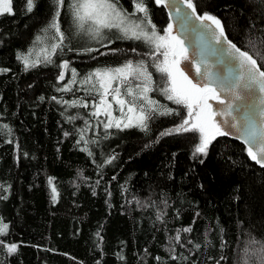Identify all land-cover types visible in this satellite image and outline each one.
Returning a JSON list of instances; mask_svg holds the SVG:
<instances>
[{
	"label": "trees",
	"instance_id": "obj_1",
	"mask_svg": "<svg viewBox=\"0 0 264 264\" xmlns=\"http://www.w3.org/2000/svg\"><path fill=\"white\" fill-rule=\"evenodd\" d=\"M69 2L60 26L69 23L72 39L78 29ZM145 2L157 32L164 34L165 8L155 0ZM34 3L28 13L24 0H13L15 14L0 15V69H7L0 72V221L8 225L7 235L0 236V264H261L264 168L250 160L246 147L218 136L206 156L194 155L197 134L161 135L181 122L185 110L160 91L149 95L158 106L180 108V116L156 115L148 131L105 130L106 117L91 115L93 95L82 79L98 67L148 60L137 55L148 49L125 39L68 40L49 63L53 33L43 29L55 7L52 0ZM195 3L198 13L221 19L229 39L242 49L252 51L249 40L264 48L262 0ZM120 5L134 11L133 0ZM45 47L48 52L41 51ZM29 51L40 63L25 70L17 55ZM64 61L69 70L58 81ZM148 62L153 86H166V78ZM72 68L78 73L74 85ZM65 85L72 91H60ZM72 100L88 101L89 107L63 103ZM69 116L76 119L70 122ZM11 243L18 245L16 253L7 252Z\"/></svg>",
	"mask_w": 264,
	"mask_h": 264
},
{
	"label": "snow or ice",
	"instance_id": "obj_2",
	"mask_svg": "<svg viewBox=\"0 0 264 264\" xmlns=\"http://www.w3.org/2000/svg\"><path fill=\"white\" fill-rule=\"evenodd\" d=\"M52 3L55 11L50 23L43 29L44 32L51 30L53 33L54 42L51 44V52L45 57L49 63L51 56L55 55L57 50H64L65 41L69 39L60 26V14L61 10L65 8L66 0H52ZM155 3L167 6L168 0H155ZM180 3L190 10V12H182L181 8H176L181 26L184 27L191 23L194 30L208 34L210 53L224 57L232 66L230 80L225 81L219 77H214L211 65L206 64L205 71L202 73L201 62L193 61V58L189 56L185 41L181 36L173 34V24H168L164 34L157 32L156 25L152 23L149 16V9L145 0H133V12H128L127 9L123 8L120 5V0H70L68 8L79 32L91 35L98 42L108 39L111 43L113 42L112 37L140 41L148 49L143 54L137 53L135 47L130 49L137 55L148 57V60L141 58L134 63L129 59L116 67H98L84 76L81 83L90 85L89 95H93L91 107L94 111L91 115L97 118L101 115L106 117V120L102 122L105 130L115 127L117 129L139 128L142 131H148L149 122L156 115L180 116V108H182L185 110V114L181 122L167 132L161 133V135L197 134L198 143L195 145L193 154L203 156L208 154L210 144L218 136L231 134L225 130L217 117H231V121L225 120L224 123L229 124V127L234 129L239 138L248 146L246 151L250 160L264 168V119L257 126L251 118L242 122L241 119L233 115V107L236 101L250 100L257 94H259V104L264 105V65L258 62L264 61V48H258L255 41L249 40L248 48L252 51L242 49L229 39L222 20L217 16L209 13H198L195 0H180ZM24 5L28 13H31L35 7L34 0H24ZM4 14H15L13 0H0V15ZM193 20L199 21V25L192 23ZM41 39L40 36L36 37L37 41ZM261 44L264 45V40H261ZM41 51L48 52V48L45 47ZM93 51H98V49H84L86 53ZM101 54L103 55V53ZM31 55V51L27 54L20 53L17 55V59L22 61L25 70L40 63L39 60H31ZM149 60L152 62L151 67L163 78H166V86L159 89L153 86L155 81L152 72L149 71ZM182 61L195 63L196 73L202 76V82L196 83L189 77L180 66ZM61 67L67 71L69 70V63L64 61ZM4 71L7 69H0V72ZM66 71L61 72L58 80H65ZM70 71V83L74 85L77 82L78 73L75 68ZM60 91H72V88L65 85ZM154 91H160L168 101H172L180 108L158 106V101L149 95ZM222 91L227 92L232 99L223 98ZM52 99L56 100L57 98L54 96ZM210 101L224 105L225 108L216 110ZM63 103L69 104L70 107H89V102L82 100L64 101ZM113 104H115V108ZM117 110L119 115H114ZM259 115L264 118V107L260 108ZM68 119L71 122L76 117L69 116ZM3 128L8 129V126L4 125ZM81 139L83 140V135H81ZM84 150L92 155L89 149L85 148ZM200 162L203 163V160ZM49 183H52V178H49ZM52 192L53 199H56L58 193L54 184L52 185ZM7 231L8 225L0 221V236L7 235ZM183 231L187 233L191 232L192 229L184 228ZM173 239L179 242L181 240L179 233ZM253 243L257 242L253 241ZM2 246H4V241L0 239V247ZM195 247L199 249L200 245L197 244ZM17 251V244L11 243L7 246L9 254ZM245 251L247 252V249ZM258 251L264 253V247ZM156 259L159 260L160 258L157 257ZM172 259H177V257L173 256ZM221 259H225V257H221ZM260 261L261 264H264V255L260 256Z\"/></svg>",
	"mask_w": 264,
	"mask_h": 264
},
{
	"label": "water",
	"instance_id": "obj_3",
	"mask_svg": "<svg viewBox=\"0 0 264 264\" xmlns=\"http://www.w3.org/2000/svg\"><path fill=\"white\" fill-rule=\"evenodd\" d=\"M162 6L165 8L168 14L169 24H173V34L181 36V38L185 41L189 56L193 58V61L201 62V72L203 73L205 71L206 64L211 65V70L214 74V77H219L225 81L230 80V71L232 66L228 64L224 57L210 53L208 47V34L206 32L194 30L191 26V23L186 24L184 27L181 26L180 20L177 16L176 8H181L182 12H190V10L181 4L180 0H168L167 6ZM192 23L199 25L200 22L193 20ZM180 66L186 71V73L191 79H193L194 82H202V76L197 75L194 62L182 61ZM64 71L66 70L62 68L59 75ZM213 83H215V80H213ZM221 95L225 99H232L231 96L225 91H222ZM210 103L213 104V107L216 110H223L225 108L224 105L217 104L215 101H210ZM261 107H264V105L259 104V94H257L250 100L246 99L242 101H236L233 107V115L241 119L242 122L245 119L251 118V120L256 122L258 126L259 122L264 119L259 115ZM217 120L222 123V126L225 128V130L231 133L229 136L225 137L238 141L246 148L248 147L244 144L243 140L239 138V135L235 132V130L231 129L229 124L224 123L225 120L231 121V117L218 116Z\"/></svg>",
	"mask_w": 264,
	"mask_h": 264
},
{
	"label": "rangeland",
	"instance_id": "obj_4",
	"mask_svg": "<svg viewBox=\"0 0 264 264\" xmlns=\"http://www.w3.org/2000/svg\"><path fill=\"white\" fill-rule=\"evenodd\" d=\"M142 15V14H140ZM168 15V14H167ZM169 19V18H168ZM65 28L62 27V22H61V30L65 32L66 34V37L70 38L71 37V33L68 32L67 34V31H69V23H65ZM157 31V30H156ZM115 37H112V40L114 39ZM74 41V42H77L79 44H90V43H93V42H98L97 40L93 39L91 37V35L87 34V33H82V32H79V30H77L73 35H72V39H66V41ZM105 40H108V39H103L102 41H105ZM101 42V41H100ZM109 99L111 100V97H109ZM113 107L115 108V104H113ZM119 112L118 110L116 112H114V115H117Z\"/></svg>",
	"mask_w": 264,
	"mask_h": 264
}]
</instances>
